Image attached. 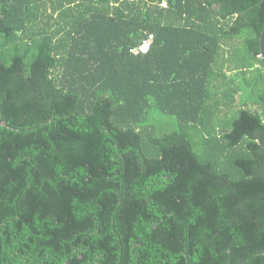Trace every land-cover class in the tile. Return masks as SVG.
<instances>
[{
  "label": "trees",
  "instance_id": "1",
  "mask_svg": "<svg viewBox=\"0 0 264 264\" xmlns=\"http://www.w3.org/2000/svg\"><path fill=\"white\" fill-rule=\"evenodd\" d=\"M160 2L0 0L2 264H264V0Z\"/></svg>",
  "mask_w": 264,
  "mask_h": 264
},
{
  "label": "built area",
  "instance_id": "2",
  "mask_svg": "<svg viewBox=\"0 0 264 264\" xmlns=\"http://www.w3.org/2000/svg\"><path fill=\"white\" fill-rule=\"evenodd\" d=\"M160 6H166V0H161ZM153 39V33H147L146 37L141 41V43L132 49V52L134 54L146 53L151 47Z\"/></svg>",
  "mask_w": 264,
  "mask_h": 264
},
{
  "label": "water",
  "instance_id": "3",
  "mask_svg": "<svg viewBox=\"0 0 264 264\" xmlns=\"http://www.w3.org/2000/svg\"><path fill=\"white\" fill-rule=\"evenodd\" d=\"M259 48H260V55L264 59V25H263V28H262V31L259 37ZM0 124L4 125L5 122L1 121ZM0 264L2 263L0 262Z\"/></svg>",
  "mask_w": 264,
  "mask_h": 264
}]
</instances>
